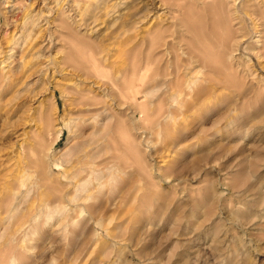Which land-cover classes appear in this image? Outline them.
Segmentation results:
<instances>
[{
    "label": "rangeland",
    "instance_id": "rangeland-1",
    "mask_svg": "<svg viewBox=\"0 0 264 264\" xmlns=\"http://www.w3.org/2000/svg\"><path fill=\"white\" fill-rule=\"evenodd\" d=\"M251 4L0 0V61L21 81L12 103L27 106L8 113L0 87V264H264V57ZM224 22L246 37L234 72L190 67L208 97L178 96L192 112L171 147L152 123L161 92L133 94L162 67L163 42L215 58ZM80 112L101 176L79 193L82 213H51Z\"/></svg>",
    "mask_w": 264,
    "mask_h": 264
},
{
    "label": "bare ground",
    "instance_id": "bare-ground-1",
    "mask_svg": "<svg viewBox=\"0 0 264 264\" xmlns=\"http://www.w3.org/2000/svg\"><path fill=\"white\" fill-rule=\"evenodd\" d=\"M263 2L260 3L256 0H252V4H251V7L256 16L255 18L257 19V24H259L258 34H256L257 39L254 43L256 45L255 57L257 58V60L262 59V57H264V3ZM235 16L236 15L234 14V17ZM224 24L226 27L225 26H224L225 28L222 27V29L218 34L219 45L213 47V50L214 51L216 50V53H215V58L213 57L212 60L208 58V55L203 54L201 51L193 48L189 44L185 45L183 42H181L182 45L178 43L177 44L178 46L176 48V45L173 42L170 43L163 42L161 46L164 48V51L161 54V58L165 56V60L162 64V67H160L156 71L155 78L152 80L151 86L145 88L143 91H139L133 94V99L137 100V94H143L144 96L149 98L154 96L156 92H161L160 94L157 93L159 94L157 97L159 101V105L154 110L153 113L154 118L152 123L159 131L161 132L163 131L165 133L164 135L167 134L170 136L168 139L170 140L169 145L171 147L172 146L174 147L177 144H179L178 134H180L184 129L187 128V125L185 124L184 120L187 119L186 116L187 113L192 112L191 111L192 107L189 106L191 104L186 105L185 102L184 103L179 102L178 96L181 95L190 96L191 98H193L192 100L195 101L196 104L202 102V101L198 102L199 98H201L202 100V98L208 97L207 94L205 95V91L201 87L197 86L199 79L191 75L192 71L190 67L194 64H201L203 67L208 68L209 70L218 69L219 71H225L230 73L233 71V66L236 64L235 56L240 52L246 37L244 36L239 37L238 36L239 33H237V31H233L232 26L228 25V22L227 24L226 22H224ZM158 40L159 38L157 36H154V38L152 39L153 42H156ZM180 56L184 57L185 60L180 59V63H179ZM9 60L10 58L0 61V87L2 88L1 95H3V97H6L8 95L12 96V100H10L9 102L10 104H8L10 108L9 111L7 112L15 116V113L17 112H25L27 106L25 105V102L12 103L13 98L18 94L16 88L19 82L21 81L20 80L18 81L16 79L17 77L16 78L14 77L15 70L7 65V62ZM237 68L238 67H236V70ZM114 73L119 74L121 73V70L117 69L116 71H114ZM138 80H140L141 82L143 81L141 76L139 77ZM133 83L135 84V82ZM262 87L264 88V85H262ZM83 116L84 115L80 112V115L74 118L71 125L68 127L70 132L75 133V138L78 140V142L76 145L73 159H70V161L67 162V164L68 163L69 164L65 165L64 171L61 174V179H59L60 187L52 190V194L56 195L57 197L56 203L54 205H50L47 203L45 205L43 204L44 209L48 210L51 213L66 214L67 212H72L74 210H78L82 213V211L84 210V206H81V204L78 203L80 200L78 198L79 193L87 191V185L90 183V181L89 183H87V179L89 178V176L90 178L91 176H94L92 178L93 179L95 178L94 180L96 181H98V178H100L98 177L99 173H97L96 170L93 169L94 166H92L94 164L93 160L95 159V155L93 153L95 151L91 153L90 151H88L89 148H87L88 150H86V146H85L86 144L84 142L85 141L84 139L86 138L84 132L85 120L82 119L84 118ZM241 125L242 123L239 125L240 128ZM59 134L60 133H58L57 136ZM38 144L41 145V142H39ZM87 145H89V143ZM20 149L23 150L22 152L27 154L25 158L30 159L31 154L34 151L33 146L25 144L22 145ZM178 150L179 149H177L176 151ZM23 169H25V167ZM69 171H70V175L67 174V172ZM84 172H87L88 175L86 177L81 178L80 175ZM58 178H60V176ZM8 185L10 186V184ZM32 185L33 186L35 185V187L37 185L38 187L39 182H35ZM70 201L72 203H70ZM74 203H78V204L73 205Z\"/></svg>",
    "mask_w": 264,
    "mask_h": 264
}]
</instances>
